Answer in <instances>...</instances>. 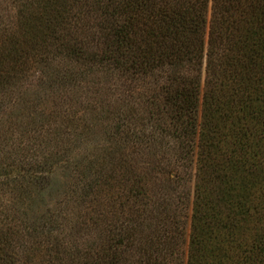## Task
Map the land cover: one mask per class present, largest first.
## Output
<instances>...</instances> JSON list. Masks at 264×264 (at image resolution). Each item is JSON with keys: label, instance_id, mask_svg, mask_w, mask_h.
<instances>
[{"label": "trees", "instance_id": "trees-1", "mask_svg": "<svg viewBox=\"0 0 264 264\" xmlns=\"http://www.w3.org/2000/svg\"><path fill=\"white\" fill-rule=\"evenodd\" d=\"M0 6V264H264V0Z\"/></svg>", "mask_w": 264, "mask_h": 264}, {"label": "rangeland", "instance_id": "rangeland-1", "mask_svg": "<svg viewBox=\"0 0 264 264\" xmlns=\"http://www.w3.org/2000/svg\"><path fill=\"white\" fill-rule=\"evenodd\" d=\"M1 10H2V6H0V13H1ZM6 15L7 14H5V17H6ZM62 183H63V180L61 179V176H60L59 179L57 178V180L54 181V184L52 185V187L50 189H48L44 195L43 194H40V196H36L35 195L36 197L34 199V202L32 201L31 209H33V210L34 209L35 210H39L40 209L41 210V208H42V210H43L44 209L43 206L45 204L51 205L52 202H50V201H52L54 199L55 193L57 191H59V185H61Z\"/></svg>", "mask_w": 264, "mask_h": 264}]
</instances>
